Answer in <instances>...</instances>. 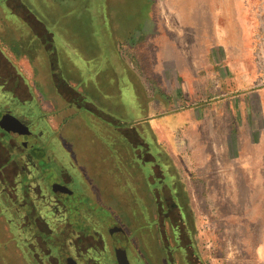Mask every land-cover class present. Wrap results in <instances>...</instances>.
<instances>
[{
    "label": "rangeland",
    "instance_id": "374dc122",
    "mask_svg": "<svg viewBox=\"0 0 264 264\" xmlns=\"http://www.w3.org/2000/svg\"><path fill=\"white\" fill-rule=\"evenodd\" d=\"M94 1L98 11V25L95 27L98 33L105 13L103 0ZM250 1L254 50L259 23L257 15L264 20V0ZM29 2L37 9V1ZM156 10L164 13L163 0H157ZM45 11L50 13L51 21L53 10ZM22 28L20 23L11 25L10 20L0 21V39L9 40L17 29ZM65 40L63 37L56 39L54 70L42 64L47 54L35 49H22L14 43L8 54L18 66L19 74L22 72L21 78L32 98L30 102H38L43 109L49 110L47 119L55 127L54 133L49 134L51 153L57 158L61 154L67 158L70 155L71 161L77 159L82 165L90 162L92 172L101 174L102 188L110 197L108 204L114 205L128 228L136 232L143 222L141 216H136L141 215L142 208L139 207L149 204V189L155 186H147L143 175L150 170V166L145 168V162H153L156 157L154 142L147 132L148 121L143 119L146 110L141 97L148 95L147 80H141L144 93L141 91L140 96L131 80V74L140 73V68L128 52H122V56L103 43L96 53L86 56L83 52H73L77 44L75 36ZM30 41L28 38L25 46L31 44ZM64 42L71 43L70 49H64ZM82 55L95 60L84 62ZM99 66L105 67L97 78H93V72ZM108 66L115 72L116 80L112 79ZM66 92H74L82 105L70 106L65 100ZM84 102L89 106H83ZM162 119L160 123L165 121ZM133 128L139 140L129 134ZM170 135L162 133L156 140L161 148L168 150L189 194L188 199L194 208L190 218L194 225L195 245L202 263L264 264V148L249 147L235 152L213 150L207 147L211 134L206 136L203 132L179 130ZM233 153H237L236 158L232 157ZM138 156H141V164ZM69 170L76 176L73 188L76 191L82 189L77 172ZM156 173L162 174L159 166ZM167 173L164 179L172 186L173 182L169 181L172 178ZM88 183L94 191L98 190L95 180L88 179ZM47 201L39 204H48ZM10 206L8 198L0 191V264H28L24 250L25 234L20 225L21 213ZM30 263L33 264L31 260ZM36 264L49 263L42 259Z\"/></svg>",
    "mask_w": 264,
    "mask_h": 264
},
{
    "label": "crops",
    "instance_id": "0c3cea01",
    "mask_svg": "<svg viewBox=\"0 0 264 264\" xmlns=\"http://www.w3.org/2000/svg\"><path fill=\"white\" fill-rule=\"evenodd\" d=\"M163 2L161 14L156 10L157 0H103L105 19L96 33L94 0H57L48 26L56 25L55 43L58 38L75 36L74 53L92 56L104 43L121 55L128 52L137 62L140 73L131 74V80L140 96L141 80L148 83V95L141 98L155 162L163 176L170 174L173 191H178L191 214L194 208L183 178L156 138L179 130L198 131L211 134L207 147L213 150L264 148V91L257 87L250 0ZM41 7L49 18L47 5ZM70 44L64 42V49H70ZM82 56L84 62L95 60ZM104 67L99 66L93 78ZM162 117L165 121L160 123ZM129 134L139 140L134 128Z\"/></svg>",
    "mask_w": 264,
    "mask_h": 264
},
{
    "label": "flooded vegetation",
    "instance_id": "af4514ba",
    "mask_svg": "<svg viewBox=\"0 0 264 264\" xmlns=\"http://www.w3.org/2000/svg\"><path fill=\"white\" fill-rule=\"evenodd\" d=\"M35 1L37 9L29 0H0V21L24 27L11 33L15 38L0 39L4 46L3 52L0 48V191L10 209L21 213L28 264L42 259L49 264H126L124 257L127 264H203L186 205L156 173L155 161L145 162L151 170L143 174L146 184L155 186L149 189V204L140 206L141 215H136L143 218L142 227L132 232L115 206L108 204L101 174L92 172L90 162L84 166L77 159L71 161L70 155L57 158L51 153L49 134L55 127L47 119L49 110L30 102L22 72L8 54L14 43L35 49L47 54L42 64L54 70L58 31L55 24L48 26L50 20L40 7L45 4L53 10L57 0ZM28 38L31 44L25 46ZM65 100L70 106L82 105L74 92H66ZM138 160L141 164V156ZM70 168L84 189L73 188L76 176ZM88 179L97 182V191ZM46 200L48 204H39Z\"/></svg>",
    "mask_w": 264,
    "mask_h": 264
},
{
    "label": "built area",
    "instance_id": "2783aa9c",
    "mask_svg": "<svg viewBox=\"0 0 264 264\" xmlns=\"http://www.w3.org/2000/svg\"><path fill=\"white\" fill-rule=\"evenodd\" d=\"M259 17L257 33L255 35V47L253 50L254 66L257 73V87L264 90V20Z\"/></svg>",
    "mask_w": 264,
    "mask_h": 264
},
{
    "label": "water",
    "instance_id": "95a60500",
    "mask_svg": "<svg viewBox=\"0 0 264 264\" xmlns=\"http://www.w3.org/2000/svg\"><path fill=\"white\" fill-rule=\"evenodd\" d=\"M124 262L127 264V261H126L125 257H124Z\"/></svg>",
    "mask_w": 264,
    "mask_h": 264
},
{
    "label": "trees",
    "instance_id": "16d2710c",
    "mask_svg": "<svg viewBox=\"0 0 264 264\" xmlns=\"http://www.w3.org/2000/svg\"><path fill=\"white\" fill-rule=\"evenodd\" d=\"M135 155V154H134ZM133 188V187H132Z\"/></svg>",
    "mask_w": 264,
    "mask_h": 264
}]
</instances>
